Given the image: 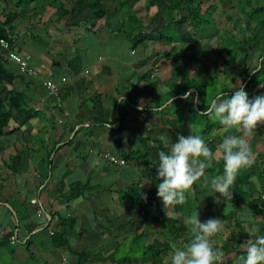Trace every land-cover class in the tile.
I'll return each mask as SVG.
<instances>
[{"label":"crops","instance_id":"1","mask_svg":"<svg viewBox=\"0 0 264 264\" xmlns=\"http://www.w3.org/2000/svg\"><path fill=\"white\" fill-rule=\"evenodd\" d=\"M76 1L0 0V17L11 21L13 49L28 55L38 75L57 87L56 94L50 95L40 80L7 64L16 79L0 86V99L12 89L21 91L37 116L25 120L15 115L0 135V244L8 234L13 239L0 246V257H4L0 264H61L62 259L76 264L65 249L50 247L58 213L75 221L72 228H64V239L72 251L88 254V264H117V248L128 252L134 246L133 237L140 234L147 236L144 246L162 252L147 264H235L237 254L249 250L238 245L236 222L254 250L247 264H264V211L256 199L262 180L253 163L258 150L264 153L261 139L251 141L237 127L244 147L232 151L230 143L224 142L220 148L226 155L204 158L199 170L184 151L196 148L206 151L205 156L207 144L211 149L212 132L202 137L205 147L198 146L191 134L187 143L180 141L178 125L171 117L180 108L168 110L170 88L162 84L167 89L163 92L162 86L157 87L158 74L168 64L172 67L179 56L178 44L162 38L164 30L174 26L175 36L188 41V60L202 53L195 54L193 45L198 30L189 21L176 26L185 16L178 11L173 12L174 25H168L165 11L169 5L150 6L146 0H96L104 10L101 18L96 17V9L86 8L71 20L63 13L70 12ZM169 52L172 55L165 57ZM220 117L223 121L224 116ZM185 129L181 132L186 135ZM233 138L230 141L237 142ZM160 145L166 149L167 161L150 178V168L141 161L123 165L109 161L110 157L122 161L123 153L143 155L149 150L151 158L156 157ZM253 145L261 148L254 150ZM223 157L232 167L215 179L208 168ZM76 184L88 187L82 197L67 205L60 194ZM133 185L143 195L157 194L148 201L155 206L147 220L141 219L139 210L121 203L116 194ZM230 191L249 197L237 201ZM174 198L181 200L179 212L174 205L163 203V199ZM169 214L178 227L201 233L204 241H174L163 236L156 220ZM211 249L221 258L219 263ZM119 264L144 263L135 257Z\"/></svg>","mask_w":264,"mask_h":264},{"label":"trees","instance_id":"2","mask_svg":"<svg viewBox=\"0 0 264 264\" xmlns=\"http://www.w3.org/2000/svg\"><path fill=\"white\" fill-rule=\"evenodd\" d=\"M213 1V0H208ZM217 3L211 5L207 8L204 14L208 15L207 25H201L198 20L202 19L200 16V4L203 3V0H146V3L150 6L158 5L162 2L166 3L168 8L165 11V16H170L168 18V25L172 22L173 17L171 14L175 11L179 10H187L190 12L192 25L195 26L197 30L205 28V35H212V38L220 39V43L222 44L221 53H217L213 51L211 46L207 45L206 50L211 52V55L214 57V71L220 70L223 72L224 68L232 63H237V77L235 80H240L241 87L237 92H230L226 88H219L218 78L216 76H209L208 80H199L196 78H189L186 71L184 70V65L178 61H174L172 66V84L173 86L170 88L167 98L168 100H172L173 104H182L184 110L191 111L193 113V120L196 127H199V134L202 137H207L211 133L214 127H222L224 122L221 117H219L220 108L224 111L228 110L231 105V113L229 119L230 124L226 125L225 132H223L219 137V144L223 145L224 142H229V149L235 151L236 148L243 146L242 141L239 140L241 134L237 132V127L246 119H249L250 114L258 113L259 109L262 108L264 110V103L259 101L258 96H262L264 99V85L261 89L257 90V86L260 83H264V50L258 54L256 58V64L253 66H249L248 64V51H253L257 46L260 45L261 42L264 41V0H215ZM223 5H232L234 8H238L242 15V22L245 25V28H241L240 24H236L234 29L237 31V40L233 41L225 38V36L219 35L216 31H207V28L210 26H215V12H217V6ZM86 8H90L91 10L96 9L97 18H101L104 15V10L96 2V0H78L73 6L70 8V12H64V15H70L71 20L75 19L77 15L85 10ZM214 14V15H213ZM255 20V25L253 29L249 30L248 28L251 25V22ZM185 19H183V22ZM10 20L6 16L0 17V38L7 39L8 36H12L13 29L10 27ZM182 24L181 22H178ZM201 25V26H200ZM203 26V27H202ZM162 38L171 41L169 38L163 36ZM208 39V38H207ZM12 44V43H11ZM175 45V42L172 43ZM175 49V46H173ZM173 48H171L173 50ZM14 50V49H13ZM15 51V50H14ZM18 53L17 51H15ZM172 53V52H171ZM170 52L165 55V57L171 56ZM19 54V53H18ZM16 78L14 75L7 69V64L3 61H0V86L6 83V80L13 81ZM216 82L218 85L215 86L213 82ZM209 86L213 87L211 93L207 92L208 83ZM256 82V84H254ZM254 84V85H253ZM4 99H0V135H4L3 131L7 128L8 122L15 117V115H19L23 117L25 120H29L31 116H37L36 113L31 110L27 104L25 96L21 91H17L16 89H12L8 91ZM219 96L217 99L216 97ZM196 97V107H194V98ZM214 101V103H213ZM180 110V109H179ZM31 113V114H29ZM34 113V114H33ZM216 117V122L211 121V117ZM198 120V123H197ZM259 120V130L260 139L264 145V112L261 117H258ZM212 122V123H211ZM10 135V134H9ZM232 135L237 138V142H231ZM157 144V143H156ZM244 147V146H243ZM258 146L253 145V149L257 150ZM156 157L150 156L151 150L145 151L143 155L138 154V152H129L123 153L121 155L122 163H132L141 161L146 168L149 169L148 178L152 177L154 172L162 167L167 161L166 157V149L164 146L158 147ZM261 155L262 152L258 150V154H256V158L253 160L259 169L260 178L262 180V188L260 193L257 194V202L259 203L260 209L264 211V165L261 163ZM146 156V157H145ZM16 159V158H14ZM13 159V162H14ZM113 164V163H112ZM118 165V164H116ZM229 167H232L231 162L226 157L221 158L218 162H214L210 164L208 168V173L212 175L215 179H220L225 170ZM12 170L14 168H11ZM233 170L231 169V174L229 176V180L233 178ZM81 187V188H80ZM88 186H81L80 184H76L71 187L66 194H60L61 199L67 205H70L73 201L82 197L84 191ZM231 195L234 197V200L245 202L248 199V195L245 193H234L230 191ZM119 196V201L121 203H126L129 205V208L132 210H139L141 214V219L147 220L154 209V203L148 202L152 196H157L154 192H148L143 195L140 193L138 186H131L125 192L116 193ZM147 199V200H146ZM180 198H174L172 201L170 199H163V203L167 206L174 205L175 211H180L181 202ZM196 202V200H195ZM8 215H11L10 211H7ZM57 216V224L55 225V230L51 233L49 237V244L52 249H65L67 254L75 258L77 260L76 264H88V254L85 252H74L71 250L69 242L64 239L65 227L72 228L75 224V221L70 218H66L61 214H56ZM158 228H161V234L168 239L174 241H181L184 239L190 238L194 243L196 241H204L203 235L201 233H193L191 231L186 230L185 228L178 227V222L175 220L174 216L163 215L156 220ZM236 227L238 232L236 234V239L238 241L239 247H247L248 252H239L237 254V260L235 264H247L249 259V254L253 253V249L244 241V232L243 228L240 226V223L236 222ZM12 235L8 234L3 237V241L0 246H6ZM146 235L140 234L139 236L133 237L134 246L128 249L124 254H121L119 260L115 261V263H124L127 262L131 258L141 259L142 263H154L160 255L161 251L154 252L153 248L150 246H144L146 240ZM31 242V238L26 241L25 246H28ZM140 243H142L140 245ZM203 243V242H201ZM124 248L119 246L117 251L123 250ZM264 254V246L261 248ZM213 249H211L212 251ZM214 251V250H213ZM225 253H229V251L225 250ZM262 257L259 256L258 260L261 261Z\"/></svg>","mask_w":264,"mask_h":264},{"label":"rangeland","instance_id":"3","mask_svg":"<svg viewBox=\"0 0 264 264\" xmlns=\"http://www.w3.org/2000/svg\"><path fill=\"white\" fill-rule=\"evenodd\" d=\"M217 2L215 0L213 1H208V0H203V3L200 4V16L202 19L198 20L197 23L199 21L201 25H204L206 26L208 23H207V19L209 17H207L208 15L204 14L207 10V8L211 5H214L216 4ZM218 7V10L217 12H215V26H210L207 28V31H216L217 33H219V35H222L225 36V38L227 39H230L233 40V41H236L237 40V37H234V36H237V31L234 29V27L236 26V24H240V27L241 28H245V25L243 24L242 22V15L239 11L238 8H234L232 5H223V6H217ZM179 16L180 15H185L184 17H181V19H185V21H191L190 17H188L190 15V12L187 11V10H179L178 13H177ZM214 15V14H213ZM175 16L174 13L171 14V17ZM170 17V16H169ZM167 17V19L169 18ZM174 18V17H173ZM178 21H183V20H180L178 19ZM185 24H189V23H185ZM192 25V23H190ZM171 25H174L173 23H171ZM175 25H180L179 23H175ZM200 25V26H201ZM255 25V20L251 22V25L250 27L248 28L249 30L253 29ZM194 26V25H192ZM174 26H169L168 28H166L164 30V32L162 33L163 36L169 38V39H172L171 42H175L176 44H178V47H176L175 51L176 53H178V59L176 61L182 63L183 65H185V69L184 70H188V76H191V77H196V79H199V80H208L209 76H216L218 78V84L219 86L217 87V90H219V88H226L228 91L230 92H237L239 90V88L241 87V84H240V80H235L236 77H237V71H238V68H237V63H232L231 65H228L224 68L223 72H220V70H215L214 71V57L211 55V52L209 50H206V46L209 45L211 46V48L213 49V51L217 52L218 54L221 53L222 55L224 54L223 52H221V49H222V44L220 43V39L218 38H212V35L215 36L214 34H211V35H205L206 31H205V28L203 27L202 31L201 30H198V35L196 36V40H194V43L193 45H195L196 43V46L195 48L197 49L195 51V54L197 53L198 50H201V54L199 53V57L195 56V59H190L188 60V58L186 57L185 58V55H187V53L190 54V49L189 47H187V40L184 39V41H181L182 37H176L175 36V31H174ZM195 27V26H194ZM188 28L191 29L190 25H188ZM210 33V32H209ZM208 38V39H207ZM190 50V51H188ZM264 50V41L260 43L259 46H257L253 51H248V64L249 66H253L256 64V58L258 57V54ZM198 59V61L195 63V61ZM195 60V61H194ZM194 61V62H193ZM193 62V63H192ZM164 73H160L158 74L159 76V83L157 85V87H161V90L163 92H165L167 89L162 85H167L168 88H171L172 86V67L168 64L165 68H164ZM154 77L156 78V74L153 73ZM211 82L208 83V88H207V92L208 93H211L212 90H213V87L209 86ZM213 84L218 85L215 81L213 82ZM254 84H256V82H254ZM253 84V85H254ZM264 85V83H260L256 88L257 90L261 89L262 86ZM219 96L216 97V99L218 98ZM196 98V97H195ZM195 98H194V101H195ZM259 101H261L262 103H264V99L262 96H258L257 98ZM197 100V99H196ZM169 102V101H168ZM167 102V103H168ZM214 103V101H213ZM164 104V103H163ZM165 105V104H164ZM178 105V106H177ZM169 104L168 106V110L170 108H174V107H177L180 108V111L178 113H172L173 116L172 119L176 120V123L178 125V128L177 130H179V134L177 135L179 140L184 142V143H187V140H188V134H191L192 136L195 137V142L198 144V146L200 147H205L206 145V141H205V138H202V135L199 134V127L197 126L196 127V124H194V120H193V113L189 110L187 115H184V107L182 106V104ZM233 105H231L229 107L228 110H226L224 113H223V110L220 108V112H222V114L220 113L219 117L220 116H224V125L222 127H217V128H213L212 129V134H211V143H209V146H211V149L208 147V144L206 146V150L208 151V153L203 156V154L206 153V151H202L200 152L199 150H197L195 148V151L192 150V151H184L190 158H192V161L193 163H195L197 165V167L200 168L202 167V165L199 166V164L202 162V160L204 158H207V159H218V157H221V155H226L225 152H221V148H220V144L218 143V139H217V136H220L224 130L223 128L226 126V125H229L230 122H229V119H226L225 117L228 116V113L231 111L230 108H232ZM175 110V108H174ZM187 111V110H186ZM264 110L262 108L259 109V112L256 114V113H252L250 114V117H248L249 119H246L242 122V124H240L238 126L239 130L238 131H245L249 136L248 138L252 140H257V142L260 140V133L261 131L259 130V120H258V117H261L262 114H263ZM231 116V115H230ZM216 115L211 117V121L213 122H216ZM229 117V116H228ZM197 123H198V120H197ZM212 123V122H211ZM185 128H187V132H186V135L181 132L183 130H186ZM256 135V136H255ZM233 136V135H232ZM191 138V137H190ZM192 140H194L193 138H191ZM235 139V137L233 138ZM248 139V140H249ZM247 140V141H248ZM246 141V142H247ZM250 144V141L247 143V145ZM187 145V144H186ZM195 147V144L193 145V148ZM208 148V149H207ZM257 148H261V145H259ZM218 153H220L218 155ZM264 154V153H263ZM262 154V157H261V162H264V155ZM110 158H113V157H110ZM256 158V157H255ZM114 159V158H113ZM115 160V159H114ZM110 161V160H109ZM116 162H118V165H121L120 163L122 162L121 160H115ZM112 164V163H111ZM123 165V164H122ZM234 171V170H233ZM8 209H10L9 207H7ZM11 210V209H10ZM227 208H222V211H226ZM248 218L252 219L251 217L248 216ZM248 228V226H247ZM263 247V246H262ZM261 247V248H262ZM125 251L123 250H118L117 251V254L115 256V259L116 260H119L121 254H124ZM215 253V251H214ZM211 254V252H210ZM216 254V253H215ZM212 255V254H211ZM213 256V255H212ZM4 257H0V259L2 260ZM214 258V256H213ZM221 259V258H220ZM169 260V259H168ZM214 260L216 261V259L214 258ZM1 262V261H0ZM217 262V261H216ZM219 263V262H217ZM118 264V263H117Z\"/></svg>","mask_w":264,"mask_h":264},{"label":"built area","instance_id":"4","mask_svg":"<svg viewBox=\"0 0 264 264\" xmlns=\"http://www.w3.org/2000/svg\"><path fill=\"white\" fill-rule=\"evenodd\" d=\"M11 43H12L11 36H8L7 39L0 38V61L5 62L6 64L15 65L22 74H24L29 78L40 80L47 93L50 95H55L57 91L56 85L52 83L50 80H43L38 75L36 70L31 67L30 57L28 55H20L16 53L13 50V46ZM62 81L64 80L62 79ZM109 160L113 164H118V162H116L113 158H110ZM120 164L122 165L123 163L121 162ZM11 241H13V239H11ZM203 245L204 243H201V246ZM211 254L214 256L217 262L221 261V259L218 257L217 254L214 253L213 250L211 251ZM61 264H66L64 259H62Z\"/></svg>","mask_w":264,"mask_h":264},{"label":"water","instance_id":"5","mask_svg":"<svg viewBox=\"0 0 264 264\" xmlns=\"http://www.w3.org/2000/svg\"><path fill=\"white\" fill-rule=\"evenodd\" d=\"M194 106H196V98H195V101H194ZM11 213L13 214L12 210H10ZM13 216L15 217V215L13 214Z\"/></svg>","mask_w":264,"mask_h":264}]
</instances>
